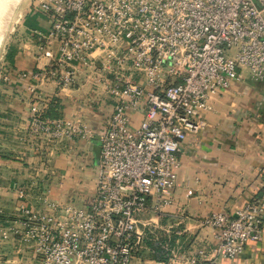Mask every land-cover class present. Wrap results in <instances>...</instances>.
Returning a JSON list of instances; mask_svg holds the SVG:
<instances>
[{"label":"built area","instance_id":"built-area-1","mask_svg":"<svg viewBox=\"0 0 264 264\" xmlns=\"http://www.w3.org/2000/svg\"><path fill=\"white\" fill-rule=\"evenodd\" d=\"M38 7L50 17L48 31L35 34L46 64L20 73L34 101L27 133L41 141L37 149L93 135L85 124L43 115L59 103L41 89L46 82L65 92L84 69L114 105L86 206L45 191V211L22 205L15 213L9 231L37 264H133L148 243L155 264H220L261 240L264 198L235 216L206 215L211 238L189 250L174 238L181 231L146 216L172 203L179 153L205 128L211 94L231 88L243 70L264 81V0H39ZM134 114L142 116L137 126Z\"/></svg>","mask_w":264,"mask_h":264},{"label":"crops","instance_id":"crops-1","mask_svg":"<svg viewBox=\"0 0 264 264\" xmlns=\"http://www.w3.org/2000/svg\"><path fill=\"white\" fill-rule=\"evenodd\" d=\"M31 15L28 34H24L29 35L23 41L26 44H12L0 64L1 246L8 241L15 213L22 205L45 211L48 195L50 200L86 206L97 177L100 138L114 105L107 92L90 83L84 69L65 92L55 82H46L41 89L58 96L53 117L85 124L93 135L72 136L52 143L50 148L37 149L41 141L32 140L27 133L34 101L27 90L29 82L20 73L37 71L46 64L38 57L35 34L48 31L50 17L41 12ZM208 106L201 114L205 128L188 136L179 153L181 166L172 203L160 214L153 210L146 216L155 227L171 225L173 232L181 231L183 234L174 238L188 250L211 238L212 229L202 225L206 215L226 211L235 216L251 199L264 198V81L254 80L243 70L231 88L211 94ZM141 118L139 114L132 116L136 126ZM14 240L11 255L23 256L30 251L18 241L15 245ZM148 244L133 264H155L149 253L153 243ZM30 252L37 262L36 254ZM220 264H264V235L249 243L242 256L223 259Z\"/></svg>","mask_w":264,"mask_h":264},{"label":"rangeland","instance_id":"rangeland-1","mask_svg":"<svg viewBox=\"0 0 264 264\" xmlns=\"http://www.w3.org/2000/svg\"><path fill=\"white\" fill-rule=\"evenodd\" d=\"M38 6L39 0H0V64L4 62L12 44H22L26 42L23 41L29 37V35H27V37L24 36V34H28L26 31L28 29L27 24L33 20L32 16L34 15L31 14L40 12ZM31 11L33 13H31ZM0 182H4L3 175L0 176ZM1 220L2 219H0V236H2L1 227H3ZM10 233L8 232V241L5 242L3 246L0 245V264L13 263L16 261L18 262L17 264H37L30 252L32 251L30 247H28L30 251L26 252V255H11L13 249V245L11 244L14 235L11 233L12 236ZM17 243L18 242L15 241L14 244L17 245Z\"/></svg>","mask_w":264,"mask_h":264},{"label":"trees","instance_id":"trees-1","mask_svg":"<svg viewBox=\"0 0 264 264\" xmlns=\"http://www.w3.org/2000/svg\"><path fill=\"white\" fill-rule=\"evenodd\" d=\"M57 104H54V105H52L51 107H49L48 109H46L45 111H44V116H46V117H50V118H54V119H56V118H59V117H53V112H54V110H56L57 111V109H56V106Z\"/></svg>","mask_w":264,"mask_h":264},{"label":"bare ground","instance_id":"bare-ground-1","mask_svg":"<svg viewBox=\"0 0 264 264\" xmlns=\"http://www.w3.org/2000/svg\"><path fill=\"white\" fill-rule=\"evenodd\" d=\"M2 21V20H1ZM0 28H1V26H0Z\"/></svg>","mask_w":264,"mask_h":264}]
</instances>
